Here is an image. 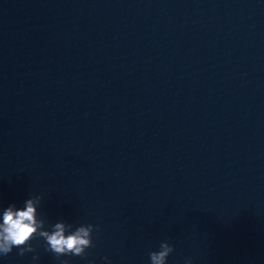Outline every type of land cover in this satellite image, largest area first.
I'll list each match as a JSON object with an SVG mask.
<instances>
[{
    "label": "water",
    "instance_id": "95a60500",
    "mask_svg": "<svg viewBox=\"0 0 264 264\" xmlns=\"http://www.w3.org/2000/svg\"><path fill=\"white\" fill-rule=\"evenodd\" d=\"M35 196L93 246L0 264H264V0H0V222Z\"/></svg>",
    "mask_w": 264,
    "mask_h": 264
},
{
    "label": "clouds",
    "instance_id": "9594fccd",
    "mask_svg": "<svg viewBox=\"0 0 264 264\" xmlns=\"http://www.w3.org/2000/svg\"><path fill=\"white\" fill-rule=\"evenodd\" d=\"M41 199V196H35L25 201L22 208L13 204L3 211L0 222V255L11 253L14 247L19 248L20 256L35 252L30 241L39 236L46 242L47 250L54 253L57 258L66 255L85 256V250L93 246L94 226L80 225L72 230L71 224L57 222L51 226V230H45L46 221L38 218L37 212ZM173 251L172 245L166 241L161 242L158 251L149 253L150 264H166ZM37 259L38 256L33 257L34 261ZM104 260L107 261L108 257H104ZM61 264H68V261H61ZM186 264H192L191 258L186 260Z\"/></svg>",
    "mask_w": 264,
    "mask_h": 264
}]
</instances>
